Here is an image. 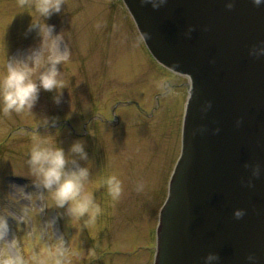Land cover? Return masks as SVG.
<instances>
[{
  "label": "rangeland",
  "instance_id": "1",
  "mask_svg": "<svg viewBox=\"0 0 264 264\" xmlns=\"http://www.w3.org/2000/svg\"><path fill=\"white\" fill-rule=\"evenodd\" d=\"M33 4L0 0V73L8 56L39 47L37 32L26 31L34 18L43 19ZM46 20L65 32L73 56L59 65L67 84L59 103L55 89H41L32 111L0 112V262L23 257L26 264H54L52 253L63 245L67 264H153L189 81L150 55L122 0H65ZM45 117L55 123L39 124ZM34 135L66 151L85 141L92 161L86 191H95L103 208L94 224L84 227L34 188L26 164ZM113 173L124 182L118 201L106 186L97 189ZM141 180L146 186L137 192Z\"/></svg>",
  "mask_w": 264,
  "mask_h": 264
},
{
  "label": "water",
  "instance_id": "2",
  "mask_svg": "<svg viewBox=\"0 0 264 264\" xmlns=\"http://www.w3.org/2000/svg\"><path fill=\"white\" fill-rule=\"evenodd\" d=\"M122 1L155 60L189 81L153 264H205L209 252L217 264H250V252L264 264V175L245 182L246 165L264 166V54L251 52L264 42V5ZM236 208L246 215L236 218Z\"/></svg>",
  "mask_w": 264,
  "mask_h": 264
},
{
  "label": "clouds",
  "instance_id": "3",
  "mask_svg": "<svg viewBox=\"0 0 264 264\" xmlns=\"http://www.w3.org/2000/svg\"><path fill=\"white\" fill-rule=\"evenodd\" d=\"M145 3L148 0H144ZM164 0H151L154 8H159ZM256 6L264 5V0H253ZM65 5V0H34L35 12L43 18H35L29 23L27 32L36 31L40 36L39 47L31 48L27 53L13 58H7L4 71L0 73V112L4 116H10L13 112L23 113L33 109L39 98V92L44 90H56L57 103L62 97V90L66 83L62 81L59 65L72 60L73 49L68 43L69 38L65 32H56V26L47 22L46 18L54 13H60ZM226 7H235V0H227ZM33 16V14H32ZM34 17V16H33ZM102 26L98 21L97 29ZM115 27V25H114ZM194 26L188 31L191 34ZM252 54H264V42L253 46ZM42 65V70L40 66ZM212 102L208 101L203 107L207 111ZM85 107L87 103L85 102ZM51 121L45 117L39 120V124L48 127ZM240 121H237L239 124ZM219 131V128L216 129ZM81 161H86L82 164ZM26 164L30 172L32 185L41 193H47L54 200V206L64 211L73 218L83 221L84 227L94 224L97 217L102 213L103 208L100 198L94 192L86 191V184L90 182L92 174V161L82 139L76 140L66 151L57 141L55 146L47 139L34 135L29 149ZM251 168V175L245 181L249 186H254L255 178L264 175V166L260 163L246 165ZM101 186H106L105 192L113 201H118L124 193V182L122 178L113 173L108 176ZM146 181H138L136 191H144ZM247 209L236 208L234 216L242 218L246 215ZM35 260V257H33ZM54 264H67V251L61 245L52 253ZM250 264H255L257 256L250 252L247 257ZM220 256L216 252H209L204 257L205 264H217ZM0 264H26L23 257L4 259ZM38 264H44L43 261Z\"/></svg>",
  "mask_w": 264,
  "mask_h": 264
},
{
  "label": "flooded vegetation",
  "instance_id": "4",
  "mask_svg": "<svg viewBox=\"0 0 264 264\" xmlns=\"http://www.w3.org/2000/svg\"><path fill=\"white\" fill-rule=\"evenodd\" d=\"M172 72V71H171ZM173 73V72H172ZM175 74V73H174Z\"/></svg>",
  "mask_w": 264,
  "mask_h": 264
}]
</instances>
